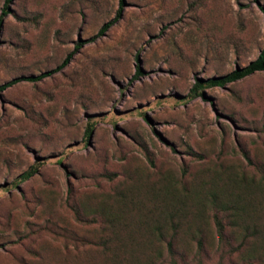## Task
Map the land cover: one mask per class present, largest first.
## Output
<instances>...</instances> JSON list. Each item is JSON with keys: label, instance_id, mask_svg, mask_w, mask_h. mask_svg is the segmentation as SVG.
I'll return each instance as SVG.
<instances>
[{"label": "rangeland", "instance_id": "obj_1", "mask_svg": "<svg viewBox=\"0 0 264 264\" xmlns=\"http://www.w3.org/2000/svg\"><path fill=\"white\" fill-rule=\"evenodd\" d=\"M7 8L0 85L71 56L0 93V264H264V72L188 95L255 59L264 0Z\"/></svg>", "mask_w": 264, "mask_h": 264}, {"label": "trees", "instance_id": "obj_2", "mask_svg": "<svg viewBox=\"0 0 264 264\" xmlns=\"http://www.w3.org/2000/svg\"><path fill=\"white\" fill-rule=\"evenodd\" d=\"M10 0H4V3L2 5L1 11H0V24L4 16L8 13V3ZM122 0H119V5H121ZM119 18V10L115 13L114 17L101 25V27L97 30L96 36H101L104 32H106L110 26H112ZM81 47L80 43H76L74 46V51L79 49ZM71 54H68L55 68L49 71L41 72L38 75L35 76H25V77H17L13 78L7 82H4L0 85V93L3 92L5 89L19 83V82H29L34 83L41 81L42 79H45L47 77H50L51 75L59 72L63 67L66 66L68 63V60L70 59ZM135 73L134 76H137L140 74V70L137 64L134 65ZM257 72H264V44L262 48L260 49L259 53L253 59L250 61L246 66L235 68L232 71L225 73L220 76H212L205 79H195L192 86L190 87L188 91L189 97H200L204 98L201 90L203 88H212V87H224L227 84L235 83L237 81H240L244 78H247ZM31 175V171L22 173L21 176L23 178L29 177ZM216 226L218 229V234L220 235L221 232V225L218 221H216Z\"/></svg>", "mask_w": 264, "mask_h": 264}]
</instances>
